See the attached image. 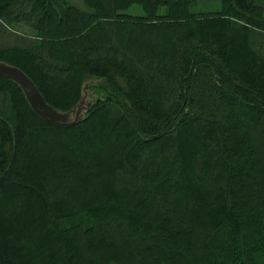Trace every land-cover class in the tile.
<instances>
[{
	"label": "trees",
	"instance_id": "1",
	"mask_svg": "<svg viewBox=\"0 0 264 264\" xmlns=\"http://www.w3.org/2000/svg\"><path fill=\"white\" fill-rule=\"evenodd\" d=\"M81 3L0 0V62L93 98L0 77V264H264V0Z\"/></svg>",
	"mask_w": 264,
	"mask_h": 264
},
{
	"label": "water",
	"instance_id": "2",
	"mask_svg": "<svg viewBox=\"0 0 264 264\" xmlns=\"http://www.w3.org/2000/svg\"><path fill=\"white\" fill-rule=\"evenodd\" d=\"M0 77L15 83L23 92L32 111L43 122L54 127H68L82 119V113L88 109L83 96L77 106L67 112H61L48 105L31 79L17 67L0 62Z\"/></svg>",
	"mask_w": 264,
	"mask_h": 264
},
{
	"label": "rangeland",
	"instance_id": "3",
	"mask_svg": "<svg viewBox=\"0 0 264 264\" xmlns=\"http://www.w3.org/2000/svg\"><path fill=\"white\" fill-rule=\"evenodd\" d=\"M74 1V3H76V4H78L79 6H81L80 4H82L81 3V0H73ZM72 3V2H71ZM220 2H199L198 4H196L194 7H193V11H195V12H198V13H211V12H213V11H215L216 9H219L220 8ZM111 48L114 50V51H116V52H118V53H120V54H123V52H121L120 51V49L117 47V46H115L114 44H112L111 45ZM125 57H126V59L129 61V62H132L133 60H131L130 59V57H128V55H125ZM111 58V57H110ZM66 60V59H65ZM263 73H264V70H263ZM46 75H47V73H46ZM55 79H57V78H55L54 76H50L49 77V82H53V81H55ZM241 95V100H240V105H238V106H235V108H233V112H232V114H233V118H237V120L239 119V118H241L242 117V115H243V113H245V111H246V108L248 107V108H250L249 106H250V104H251V101L250 100H248V98L245 96V94H240ZM244 97V98H243ZM83 98H84V100H85V102H86V104H90L91 103V101H92V97L90 96V94L88 93V92H85L84 94H83ZM203 102V101H202ZM84 114H85V112H83L82 113V116L81 117H84ZM227 120L229 119V117L228 118H226ZM259 119H257L256 118V121H258ZM254 121V120H253ZM257 123V122H256ZM29 125H30V128H29V133H30V137H31V145L32 144H35V139H34V136L36 137H39V138H42V139H45V140H49V142H56V140H58V141H65V139L64 138H67L68 140H77V139H75V135L76 134H68V135H65V136H61V135H54V134H51V133H49V132H46V131H42V132H40V129H38L37 128V126L35 125V124H32L31 122L29 123ZM95 126H96V123L95 122H93L92 124H91V127H94L95 128ZM109 126V125H108ZM202 126V124L199 122V125L197 124H195V126L194 125H190L189 126V128H191V131L192 130H195V131H199L200 130V127ZM104 126H102L101 125V128H103ZM107 128V126L104 128V129H106ZM89 128H87V131H89V130H91V129H89ZM96 129V128H95ZM103 130V129H102ZM86 131V130H85ZM86 131V132H87ZM94 132H97V130H94ZM101 132V131H100ZM82 137H84V134H82ZM87 137V136H86ZM81 139V138H80ZM81 141V140H80ZM48 142V141H47ZM30 145V146H31ZM247 146V144H244V146ZM147 147L148 146H146L145 147V149H143L139 154L141 155V156H145L146 154H147V151H148V149H147ZM37 189V193L38 194H41V191H40V187H36ZM47 201L49 204H50V199L46 196V197H44V199H42V202H45V201ZM31 201V200H30ZM39 202V201H38ZM40 204H41V200H40V202H39ZM45 204V203H44ZM46 205V204H45ZM65 212H63V214H64ZM62 213H60V215H61ZM58 215L55 213V217H57ZM55 246V245H54Z\"/></svg>",
	"mask_w": 264,
	"mask_h": 264
}]
</instances>
